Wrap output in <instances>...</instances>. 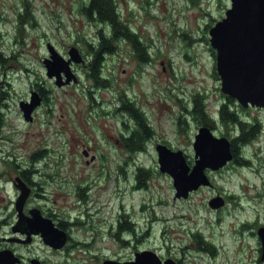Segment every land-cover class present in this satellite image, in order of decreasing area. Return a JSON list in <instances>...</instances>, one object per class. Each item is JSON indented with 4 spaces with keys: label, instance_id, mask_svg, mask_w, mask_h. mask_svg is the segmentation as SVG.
<instances>
[{
    "label": "rangeland",
    "instance_id": "obj_1",
    "mask_svg": "<svg viewBox=\"0 0 264 264\" xmlns=\"http://www.w3.org/2000/svg\"><path fill=\"white\" fill-rule=\"evenodd\" d=\"M133 1L130 0V6ZM177 1L181 5L159 4V11L164 13L155 14L167 15L168 19L158 24H145L146 16L142 17L143 12H139L140 35L144 25L145 34L149 33L154 41V47L147 54L153 60L144 63L142 70L136 72L134 64L122 63L128 56L118 49L116 53L106 54L101 71L107 78H112L110 86H95V81L88 76L91 72L88 68L80 71L81 82L60 89L47 76L42 61L47 54V40L66 51L67 45L78 35H94L106 25L111 44L121 47L120 33L118 37H112V28L105 23H92L80 31L82 28L76 22L74 24L64 17L69 33L57 28L58 23L51 16L44 18L38 12V24L28 22L25 33L20 35L17 33L19 21L13 9L25 2L0 0V232L8 234L9 226L17 222L14 203L19 189L13 181L19 176L35 189L29 205H39L55 215L57 221H67L75 239L60 250L51 249L40 238L30 246L17 244L25 257L38 254L48 260L47 264H101L105 255L124 256L129 251L122 248L113 235L123 207L132 220L136 217L145 225L152 222L148 225L150 228L162 225V221L175 220L176 223H185L192 233L202 230L216 243L217 255L202 253L194 257L193 264H228L254 253L253 244L235 242L230 232L232 220L248 215L240 212V206H247L241 185L251 182L253 172L249 166L213 174L223 192L239 197L238 205L235 207L233 199L223 214L208 205L216 195V189L202 188L187 199H179L175 198L172 177L165 173L158 174L151 181L150 189H135L134 166L126 167L129 170L127 179L117 169L118 163L134 154L145 167L159 171L152 143L147 144L146 153L130 154L115 143L123 131V112L115 113L116 108L123 106L119 101L122 90L128 97L138 99L140 104L146 103L144 107L157 130L164 132L174 146L186 148L190 159H194V150L188 146L189 137L195 129L193 126L186 134H173L175 118L171 114L181 107L170 97L189 100V97L198 96L197 91L203 92V96L212 101V109L221 98L216 57L206 37L209 38L208 25L214 23L213 18L224 14L226 6L203 3L200 5L202 11L192 7L180 13L185 1ZM34 3L40 1H32V7L38 8ZM115 3L122 19L123 0H115ZM60 10L66 12L63 6ZM44 32L47 36H43ZM184 40L191 43L186 45ZM185 50H188V57ZM88 56L92 61L94 55L90 53ZM32 87L51 89L48 93L51 98L37 108L34 121L29 122L23 117L19 102L30 98ZM86 147L90 155L100 158L92 166L84 167L80 159L86 158L82 154ZM11 160L13 164L9 163ZM102 162L105 164L102 170L95 167ZM49 171L76 178V186L81 187L79 195L77 187L76 194L70 188L59 189L43 175ZM117 173H120L119 177ZM153 213L156 220L150 219ZM77 217L83 218V222H77ZM221 232L225 236H221Z\"/></svg>",
    "mask_w": 264,
    "mask_h": 264
},
{
    "label": "flooded vegetation",
    "instance_id": "obj_2",
    "mask_svg": "<svg viewBox=\"0 0 264 264\" xmlns=\"http://www.w3.org/2000/svg\"><path fill=\"white\" fill-rule=\"evenodd\" d=\"M23 1L25 3L16 5L13 9L14 13L17 16H22L25 14L28 15L27 17L32 20H38L39 15L37 13L40 12L44 18H47V16H51L52 20L58 23L57 28L65 29L66 31H68V29L64 24V17H67L68 20H72L74 24L76 22V24L79 25L80 28H82L79 29L80 31L85 30L84 28H87L88 25L92 23H105L108 26H111L112 31L110 32V34H112V37H118V33H120V38L122 41L121 47L111 44L110 37L108 36L106 30V25L101 26L98 29L97 33L94 35L85 37L78 35L76 37V40L74 41V46H76V48L79 50L80 54L82 55L83 61L80 62L78 66H74L75 71H78V69L82 70L84 68L93 69L97 66L101 67L102 65H104L106 54L110 53L112 50L113 52H117L118 49L121 50L122 54H126L128 56L122 63L134 64L136 66V71L139 67L142 66L144 62L151 60V57H148L147 60H144L141 49L138 50L137 48V42L138 44H140L141 42L138 39V36H140L139 21L137 22L136 18L137 16H139V12L141 11L143 12L142 17H145V10L143 7L144 3L141 2V0L133 1L131 7L132 10H130V6L127 0H123L122 23L120 21L112 22L109 19L101 17L98 9H95L92 6L93 0H38L40 1V3H34L35 5L39 6L38 8L32 7V1L35 0ZM184 1L185 5H182V7L180 8V13H184L192 7L198 8L202 11L200 5L203 3L209 4L213 2L214 4L217 3L225 5L226 10L220 18L225 16L227 9L232 5V0ZM160 3L162 5H165L166 3L176 5L180 2L177 0H148L145 5L150 11L151 6L156 4L153 9L154 13L163 14L164 12L159 11ZM60 6H63V9L66 12L60 10ZM115 13L116 11L114 10V14ZM150 16L151 17L146 16L147 23L155 22L156 24H158L161 21H165L168 19L167 15H165V17H161L158 15ZM220 18H213L212 21H217ZM82 22L84 25L82 24ZM115 26H117V31L115 30ZM68 32L70 33V31ZM104 42H108L113 49H111V51L103 50L102 46ZM98 52L102 53V59L97 60ZM90 53L94 55L92 61L88 56V54ZM38 90L44 95V97H47L44 90L47 93L51 91L49 88L45 87ZM170 98L177 101V103L181 107L179 111H174L171 114L175 118V129L172 130L173 134H186L194 126L195 130L193 131L191 137H189L188 144V146H192V149L194 146L196 134L202 127L208 128L215 136L226 137L230 141V150L232 156L223 165L224 168L217 171L216 173L221 174L224 171L230 170L232 168H246L247 166H249L251 171L253 172L251 182H246L241 185L242 191L244 193L243 198L247 200V206H240V212L244 214L247 212L248 215L245 217H237L234 219V221L232 220V224L230 225V232L235 242L242 245H244L245 243L253 244L255 248L254 253L246 255L239 260H235L233 263L228 262V264H264V107L252 104L244 106L240 104L235 98L226 94H222L214 109L211 108L212 101L208 99V97H202L203 99L205 98V102L207 105H205L204 110L199 111L198 109H196V100L199 101L200 97H189V100H185L184 98L180 97ZM145 104L146 103L141 102V116L146 121V126L148 127L149 134H147L145 132V129L140 126V116L138 112L135 114L125 108V111L128 115L122 122L123 131H121L119 137L115 139V143L127 151L130 150L128 148L127 141L129 139H134V136H138V138H140L142 141L140 148V150L142 151L148 150L147 144L149 143H152L150 145H153L155 150L159 145H166L167 147L175 150L182 149L185 152V157L188 164L192 166L196 160L195 153L194 159L193 157H191L192 159H190L186 148L174 146L172 140H170L164 134V132L158 131V127L152 123V118L144 107ZM224 111H227L229 113V116H226L224 114ZM230 115H232L233 117ZM180 125L186 128L184 132L178 131V126ZM244 134L249 135V140H243L242 137ZM190 155L192 156V154ZM155 160L158 165V158H156ZM80 161H83L84 167H86L92 166L98 161V159L95 158L94 160H92L82 158L80 159ZM129 165L134 166L133 176L135 178V183L133 188L135 189H150L151 181L158 174L162 173L159 168L158 173L154 171L153 168H144L142 166V163H140L139 158L126 157L123 163L117 164L118 171L126 179L128 178L129 172L128 168L126 167ZM104 166L105 164L103 162L95 165V167H98L99 170H102ZM212 170L213 169L210 168L205 169V174H208L211 180V184L207 186H202L201 184L196 191H199L202 188L216 189L217 193L212 198L216 196L220 198L217 212L219 214H223L225 213L227 208L231 206L232 200L235 198V196L225 194V192H223L222 188L219 187L218 183H216L214 175L212 174ZM141 172L149 173V176L146 179L147 181H145V183H141L138 179ZM120 173H117V177L120 176ZM165 174L171 177L170 174ZM48 178H50L52 183L57 185V187L61 190L64 188H70L73 190L74 194H76L77 187V192L79 195V190L81 189V187L79 184L76 186V178L62 177L61 173L57 172L49 173ZM139 183L141 185H139ZM194 192H191V194ZM28 201L26 202L27 215H29L32 208H40L46 218H52L60 229L66 231V245L75 241V239L71 235L69 226H67L68 222L57 221L54 215L47 213L43 208L39 206H28ZM240 203L244 204V201H240ZM234 205L236 207L238 204L235 203ZM152 218L156 220L155 217L150 215V219ZM162 222V225H158L155 228H150L148 227V225L153 224L152 222L146 223L145 225V223L140 222L136 217H134L132 220L131 215L125 212L123 207L122 213L118 216L117 231L113 235L117 241H120L122 248L129 251V253L121 257L105 255L104 259L111 258L117 259L121 262H130L135 260L138 254L144 252H153L159 257L162 263H165L167 260H171L175 264H193L194 257L200 256L202 253L208 252L212 256L217 255L216 247L212 243L211 245L214 246L215 250L214 253L207 249V246H209L210 243L206 242L205 240L201 242L193 240V233L185 223H176L175 220ZM123 224H125L126 226H124L122 230L118 232L121 228V225ZM22 231H25L24 226H21L20 231L18 232H14L13 227L11 226L8 234L0 232V251L4 249H12L20 258V261L16 262V264H30V261L33 258H37L40 261V264H47L48 260L43 259L38 254H33L31 256L25 257V255L18 250L16 245L18 243L17 241H21L22 239L26 238V233L21 234L23 233ZM17 233L20 234L19 237ZM221 236H225L223 232H221ZM38 237L40 238V235H34L32 241H35V239ZM250 238L255 243H252ZM32 244L33 243L28 244V246ZM65 246L63 248H65ZM50 248L53 249L52 247Z\"/></svg>",
    "mask_w": 264,
    "mask_h": 264
},
{
    "label": "water",
    "instance_id": "obj_3",
    "mask_svg": "<svg viewBox=\"0 0 264 264\" xmlns=\"http://www.w3.org/2000/svg\"><path fill=\"white\" fill-rule=\"evenodd\" d=\"M210 42L216 50L222 92L235 97L244 106L249 103L264 106V0H232L226 17L210 28ZM50 52L51 57L45 59L44 63L48 75L57 76V85L68 84L72 79L77 81L70 67L72 60H80L76 57V48L71 49V59L67 61L54 48L50 47ZM62 72L67 76L66 81L63 80ZM41 100L37 92H32L31 102H20L27 120H32V112ZM194 149L196 162L191 168L182 150H172L164 145L157 147L161 170L174 177L176 197L186 198L201 184H210L205 169H218L232 156L230 141L226 137H215L208 128L200 129ZM85 154L88 152L85 151ZM18 181L17 185L22 190L16 203L20 218L18 224L25 225L28 234L24 242H30L33 233H41L46 243L54 248H62L67 241L66 232L57 228L51 219L42 217L38 209L31 210L32 217L24 216L23 207L30 189L19 179ZM210 204L218 207V197L212 199ZM19 261L11 250L0 251V264H16ZM30 264H40V261L32 260ZM102 264L175 263L171 260L162 263L155 253L144 252L130 262L106 259Z\"/></svg>",
    "mask_w": 264,
    "mask_h": 264
},
{
    "label": "trees",
    "instance_id": "obj_4",
    "mask_svg": "<svg viewBox=\"0 0 264 264\" xmlns=\"http://www.w3.org/2000/svg\"><path fill=\"white\" fill-rule=\"evenodd\" d=\"M143 1L146 3L148 0H143ZM92 6H93V8L98 9V12H99V14H100L101 17L106 18V19H109L112 22L119 21L117 14L116 13L114 14L115 5H114V2L112 0H93ZM152 8H153V5L151 6V9ZM148 11H149V9H148ZM151 14H153V13H151ZM27 16L28 15H25L24 14V15H22L19 18V23L17 24V27H19V31L17 33H19L20 35H23L25 33L26 28L24 26L28 22L34 21V20L28 18ZM23 24H25V25H23ZM211 24H212V22H211ZM115 30L117 31V26H115ZM0 35H1V33H0ZM102 48H103V50H110V51H111V49H113L108 42H104ZM137 48H138V50H140V49L142 50L143 59L144 60H147L148 59V55L146 54L145 50L142 49L141 43L138 44V42H137ZM100 52L97 53V60L102 59V53H100ZM111 52H113V50ZM2 54L3 53H1V55ZM102 70L103 69H101L100 66H97L96 68H93L91 70V72H88V76L92 80L95 81V86L108 87V86H110L112 84V80L110 78H107L106 76H104L101 73ZM197 97H200V95H198ZM202 97H205V96H201L199 98V101L196 100V104H197L196 109H198L199 111L205 109V104H204V100H203ZM122 102L124 104H127L125 108H127L128 110L132 111L135 114L138 112V114L140 116L139 117V119H140V126L145 129V132L147 134H149L148 127L146 126V121L142 118L141 112H139V109L135 108V106H134L133 103H129L128 100H126L124 98V96H122ZM224 114L226 116H229V113L227 111H224ZM0 115H2L1 112H0ZM230 116H232V115H230ZM185 130H186V128L183 127V126L182 127H180V126L178 127V131L184 132ZM133 138L134 139H129L127 141L128 148L130 150H132V151H139L140 148H141V142L142 141H141L140 138H138V136H134ZM242 138H243L244 141H247V140H249V135L248 134L247 135L244 134ZM9 163L13 164L14 161L11 160V161H9ZM26 172L27 171H24L23 173H26ZM148 176H149V173L148 172H144V173L141 172L139 174L138 179L140 180L141 183H145V181L148 178ZM139 185H141V184L139 183ZM154 215H155L154 213L151 214V216L155 217ZM124 226H126V225L125 224L121 225V228L119 229L118 232H120V230H122V228ZM193 238H194L195 241H198V242H201V241L205 240L206 242L210 243L209 246H207V249L210 250L212 253L215 252L214 246L211 245V242L210 241H207L206 239H204V237H203V235L201 233H198V232L197 233H193Z\"/></svg>",
    "mask_w": 264,
    "mask_h": 264
}]
</instances>
